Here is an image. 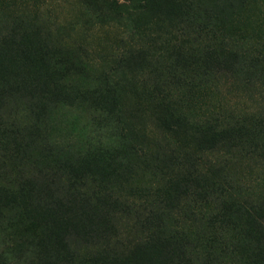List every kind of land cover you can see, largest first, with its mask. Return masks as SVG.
Instances as JSON below:
<instances>
[{
	"label": "rangeland",
	"instance_id": "1",
	"mask_svg": "<svg viewBox=\"0 0 264 264\" xmlns=\"http://www.w3.org/2000/svg\"><path fill=\"white\" fill-rule=\"evenodd\" d=\"M0 264H264V0H0Z\"/></svg>",
	"mask_w": 264,
	"mask_h": 264
}]
</instances>
